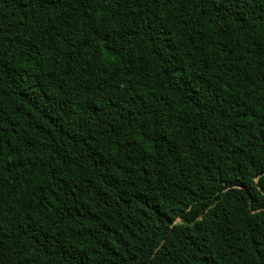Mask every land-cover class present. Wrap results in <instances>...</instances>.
Wrapping results in <instances>:
<instances>
[{"label": "trees", "instance_id": "obj_1", "mask_svg": "<svg viewBox=\"0 0 264 264\" xmlns=\"http://www.w3.org/2000/svg\"><path fill=\"white\" fill-rule=\"evenodd\" d=\"M0 264H264V0H0Z\"/></svg>", "mask_w": 264, "mask_h": 264}]
</instances>
